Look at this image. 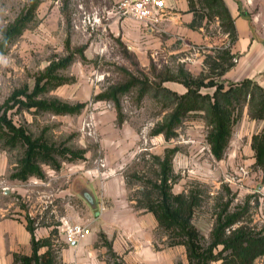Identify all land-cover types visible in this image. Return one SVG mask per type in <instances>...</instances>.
Instances as JSON below:
<instances>
[{
  "label": "rangeland",
  "instance_id": "1",
  "mask_svg": "<svg viewBox=\"0 0 264 264\" xmlns=\"http://www.w3.org/2000/svg\"><path fill=\"white\" fill-rule=\"evenodd\" d=\"M96 4L103 5L104 1ZM29 5L30 0H0V43L8 26L24 15ZM96 15H100V12L95 11L90 0H42L35 17L28 20L21 35L4 53H0L2 112L7 105L13 104L9 100L17 89L27 87L31 92L36 79L49 66L60 63L68 56L75 57L74 61L56 72L57 75L66 77L68 82L43 95L45 98L56 97L73 105L85 103V107L77 114L39 112L35 108L29 110L21 105L9 111L13 121L17 125H24L30 133L43 135L60 148L85 151L81 158L65 160L59 170L44 165L43 169L48 174L39 178L42 179L39 184L20 180L21 188H26L32 196L15 192L11 202H15L17 207L26 212L33 213L34 227L43 222L56 224L68 212L70 205L83 214L86 202L83 197L79 198L77 194L73 196L68 192L69 182L74 174L84 176L82 172L88 166L97 168L101 176L110 173L106 149L102 144V131L98 125V118L106 109L116 115L117 128L129 125L138 134L135 153L125 160L128 165L124 172L130 187L129 196L134 204L141 196L144 182L156 179V172H159L154 156L163 157L166 149L177 147L172 160L174 174L177 175L175 181H172V192H199L202 201L195 208L192 222L203 234L206 243L211 240L217 216L225 208L228 213L243 212L242 221L237 225L264 230V171L257 166L252 148L253 135L264 129V119L250 118L249 107L245 105L241 119L233 128L230 145L221 160H217L212 154L207 139L210 126L204 111L190 113L177 129L178 135L169 140L162 133L153 134L167 112L164 110L166 100L154 96L153 85H150V90L144 97H140L139 86L119 95L121 113L124 116L120 123L117 104L112 99L97 98L100 93L127 82L131 77L144 79L150 84L157 83L159 80L156 73L159 74L165 66L184 65L188 70L192 68L190 65L187 68L177 59H169L168 64L161 58L145 62L129 47L130 43L116 38ZM79 49H82L84 58L80 56ZM205 59L200 63L202 67L199 64L194 72L189 70L194 76L207 71ZM213 91L212 87L202 88L204 93ZM20 99L27 101L24 96ZM246 110L249 121L245 117ZM159 136H163V142L155 149ZM21 152L20 147L7 152L11 170L16 166ZM69 164H74L75 169ZM134 175H139L142 180ZM75 192L79 193L77 190ZM42 215L45 218L42 219ZM27 218L30 221V217ZM60 229L61 226L59 231ZM156 238L160 244L169 246L168 233L164 229L157 230ZM54 249L59 251L56 247ZM57 264H60L59 259ZM176 264H189L187 251L178 255ZM212 264H221V260L213 261ZM255 264H264V256L258 258Z\"/></svg>",
  "mask_w": 264,
  "mask_h": 264
},
{
  "label": "crops",
  "instance_id": "2",
  "mask_svg": "<svg viewBox=\"0 0 264 264\" xmlns=\"http://www.w3.org/2000/svg\"><path fill=\"white\" fill-rule=\"evenodd\" d=\"M102 1L103 5L96 4ZM164 1V15L155 24L125 15L119 7L121 0H90V3L100 12L96 18L103 21L106 29L121 41L130 43L129 47L145 62L161 58L168 64L169 59H177L186 67L190 65L189 70L194 72L208 55L229 48L234 55V65L222 80L239 82L249 78L264 87V0H223L235 24V41L224 29L219 14L208 7L201 9L197 0H193L194 7L191 0ZM164 85L179 94L187 91L179 82L167 81ZM247 116L246 110L245 117L249 121ZM98 125L110 173L101 176L97 168L88 166L82 172L84 176L74 174L68 192L84 198V213L70 205L68 212L54 225L43 222L34 227L33 213L11 202L15 192H24L27 197L32 195L21 188L20 180L10 178V158L7 152L0 150V264H13L15 253L32 254L30 223L37 239L52 237V246L59 250L60 264H109L113 259L108 245L101 241L102 234L120 260L127 264H176L178 255L187 251L184 246L160 244L156 238L159 225L156 215L137 209L129 196L125 160L135 153L137 132L129 125L117 128L116 115L106 109L101 112ZM157 142L155 149L160 147L163 136H159ZM69 165L75 169L74 164ZM40 180L33 176L26 182L39 184ZM70 223L87 224L91 233L70 244L63 230V226ZM46 250L47 246H43L39 253Z\"/></svg>",
  "mask_w": 264,
  "mask_h": 264
},
{
  "label": "trees",
  "instance_id": "3",
  "mask_svg": "<svg viewBox=\"0 0 264 264\" xmlns=\"http://www.w3.org/2000/svg\"><path fill=\"white\" fill-rule=\"evenodd\" d=\"M42 0H30L28 10L14 23L8 26L0 43V53H4L14 40L21 35L27 26L28 20L35 17L37 7ZM201 9L209 8L222 19L224 29L235 41L237 32L232 16L223 0H197ZM192 7L195 6L191 0ZM81 57L84 58L82 49ZM75 57L68 56L60 63L49 66L42 75L36 79L31 92L27 87L17 89L2 112L0 109V150L6 152L20 147L22 155L18 158L16 166L10 171V178L22 181L30 177L44 178L46 165L59 170L65 160L74 161L81 158L85 151L72 148H60L50 142L43 135L36 136L26 129L24 125H17L9 116V111L15 106L27 109L51 112L53 114H77L85 107V103L70 104L58 98H45L43 94L51 91L58 85L68 82L66 77L57 75L60 67H68ZM234 55L231 50L217 51L215 55H208L204 61L205 69L198 76H194L184 65L176 67L165 66V69L156 73L158 82L150 84L144 79L131 77L127 82L113 86L97 98L112 99L117 104L118 120L123 122L121 113L120 94L139 86L140 97H144L154 87V96L166 100L164 110L167 111L162 122L158 123L153 134H163L166 140L178 135L177 129L184 119L192 112L204 111L207 123L210 126L207 139L211 151L217 160L224 158L233 135V128L242 117L245 105H248L249 116L252 119H264V87L257 81L246 78L239 82L227 83L222 76L234 65ZM155 68V67H154ZM156 69V68H155ZM148 79V77H147ZM167 81L183 84L187 91L183 94L166 87ZM203 87H212L214 91L202 92ZM24 96L27 101L20 99ZM252 148L255 151L257 166L264 171V129L253 135ZM178 148L166 149L164 156H154L159 172L156 179L144 182L141 196L134 206L153 212L158 219V230L164 229L168 233V245H184L187 250L189 264H212L221 260V264H255V261L264 256V230H258L247 225H237L242 221L243 212L228 213L227 208L217 216L215 226L211 233V240L206 243L203 234L192 222L195 208L201 204L198 191L190 193L172 192V181L177 175L173 170V156ZM69 156V157H68ZM136 178H142L134 175ZM264 182V177H263ZM33 252L31 255L14 254L13 264H57L58 251L52 246L51 238L37 239L31 223ZM101 241L109 247L113 261L109 264H124L120 257L112 250L104 235ZM47 250L40 254L41 247Z\"/></svg>",
  "mask_w": 264,
  "mask_h": 264
},
{
  "label": "built area",
  "instance_id": "4",
  "mask_svg": "<svg viewBox=\"0 0 264 264\" xmlns=\"http://www.w3.org/2000/svg\"><path fill=\"white\" fill-rule=\"evenodd\" d=\"M119 7L123 10L125 15H130L136 19L150 21L155 24L158 23L160 18L164 15L165 1L121 0ZM90 233V228L81 223H70L64 228L66 241L70 244L80 241Z\"/></svg>",
  "mask_w": 264,
  "mask_h": 264
}]
</instances>
